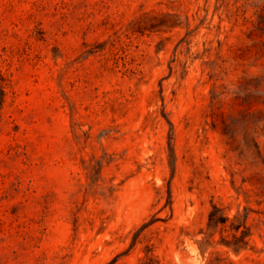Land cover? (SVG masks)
<instances>
[{"label":"rangeland","instance_id":"1","mask_svg":"<svg viewBox=\"0 0 264 264\" xmlns=\"http://www.w3.org/2000/svg\"><path fill=\"white\" fill-rule=\"evenodd\" d=\"M0 264H264V0H0Z\"/></svg>","mask_w":264,"mask_h":264},{"label":"trees","instance_id":"2","mask_svg":"<svg viewBox=\"0 0 264 264\" xmlns=\"http://www.w3.org/2000/svg\"><path fill=\"white\" fill-rule=\"evenodd\" d=\"M247 219L248 214H246V216L242 219H238V217H236L235 219L230 220L222 208L217 205H213V209L209 213L208 228L216 232L217 230L226 227L230 222L231 229L235 230L236 233L240 232L241 234H234V244L228 245H234V250L238 252L248 246V241L246 239L250 235V229L247 226ZM235 220H237L238 223H235Z\"/></svg>","mask_w":264,"mask_h":264}]
</instances>
